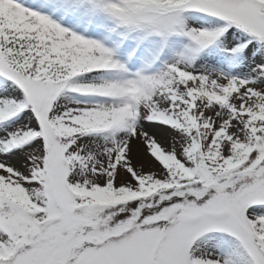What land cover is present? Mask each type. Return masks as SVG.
Listing matches in <instances>:
<instances>
[{"label":"snow or ice","instance_id":"obj_1","mask_svg":"<svg viewBox=\"0 0 264 264\" xmlns=\"http://www.w3.org/2000/svg\"><path fill=\"white\" fill-rule=\"evenodd\" d=\"M0 264H264V0H0Z\"/></svg>","mask_w":264,"mask_h":264}]
</instances>
